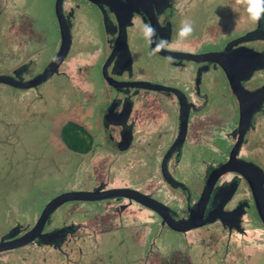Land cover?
Here are the masks:
<instances>
[{
    "label": "flooded vegetation",
    "instance_id": "1",
    "mask_svg": "<svg viewBox=\"0 0 264 264\" xmlns=\"http://www.w3.org/2000/svg\"><path fill=\"white\" fill-rule=\"evenodd\" d=\"M25 4L0 0V128L14 124L5 101L21 117L47 115L82 173L31 223L0 234L21 242L0 252V264H117L120 247L118 264L264 257V21L252 24L236 0H184L183 14L162 0L132 11L124 28L106 4L52 0L43 19ZM59 10L69 33L64 58L50 78L24 87L58 55ZM182 20L195 28L185 43L176 35ZM144 23L169 41L155 56ZM50 83L61 85L55 93L67 94L65 104L47 100ZM65 129L80 150L65 142Z\"/></svg>",
    "mask_w": 264,
    "mask_h": 264
},
{
    "label": "rangeland",
    "instance_id": "2",
    "mask_svg": "<svg viewBox=\"0 0 264 264\" xmlns=\"http://www.w3.org/2000/svg\"><path fill=\"white\" fill-rule=\"evenodd\" d=\"M51 1L26 0L25 8L37 18L43 19ZM84 8L88 9L85 5ZM83 15L90 16L87 13ZM201 18L202 16L197 14L193 21L198 22ZM86 19H91V16ZM134 40L137 42V39ZM47 41H51L50 36L47 37ZM136 42L134 45H138ZM48 48L49 52H52L55 47L53 44H48ZM159 63L162 65V61ZM140 66V63L136 64L138 70ZM55 84L58 88L53 87ZM42 90L47 92L48 101L56 99L59 104L66 103V93H55L62 90L59 83H50ZM3 105L1 110L6 111L9 120L14 121V124L7 130L0 128V234L13 223L22 225L31 223L47 201L67 191V185L69 188L74 185L77 177L82 173L77 171L79 156L62 151L58 147L57 130L50 123L47 115L21 117L17 113L20 110L18 106L10 105L9 101H5ZM56 108L55 104L52 110L55 112ZM6 138L15 139L4 141ZM222 144L225 142H219L217 145ZM190 179L189 184L194 185V177ZM65 210V207H61L52 220L63 216ZM171 241L178 243L176 237L168 242ZM116 249L118 250L113 259L118 264L123 259L120 251L123 253L124 248ZM253 261L254 264H264V257L258 254ZM106 263L109 262L106 260Z\"/></svg>",
    "mask_w": 264,
    "mask_h": 264
},
{
    "label": "water",
    "instance_id": "3",
    "mask_svg": "<svg viewBox=\"0 0 264 264\" xmlns=\"http://www.w3.org/2000/svg\"><path fill=\"white\" fill-rule=\"evenodd\" d=\"M87 1L96 6H99L101 4H106L107 6H109L112 12L123 18L120 19V25L122 26V28H124V23L127 22L132 11H135L138 8H142V9L146 8L150 4L157 5L162 2V0H87ZM57 18H58L60 34H61V47L58 52V55L56 59L52 63H50L37 78H35L31 83L29 82L25 83V85H23L24 87L40 84L45 80H47L48 78H50L54 74V72L57 71V67L59 63L64 58L69 43L68 26L64 21L60 10L57 12ZM1 79L3 78H0V81ZM66 197L67 196H61L53 200L44 211V216L47 215L52 209H54L62 202H64L66 200ZM44 216L40 219V221H38V224L33 228V230L26 235V237L28 235L33 236L34 232L37 230L40 231L42 220H44ZM18 245H21L20 241H15L10 243L0 242V252L5 250H12L16 248Z\"/></svg>",
    "mask_w": 264,
    "mask_h": 264
},
{
    "label": "clouds",
    "instance_id": "4",
    "mask_svg": "<svg viewBox=\"0 0 264 264\" xmlns=\"http://www.w3.org/2000/svg\"><path fill=\"white\" fill-rule=\"evenodd\" d=\"M237 4L243 5L248 14V18L252 24L259 25L264 21V0H236ZM172 6L180 14H183L184 0H172ZM142 37L147 45L150 47V55L164 51L169 46V41L158 35L156 28L149 24L144 23L142 26ZM195 32L193 23L190 20H182L176 33L179 43L189 41ZM172 61V57H167Z\"/></svg>",
    "mask_w": 264,
    "mask_h": 264
},
{
    "label": "trees",
    "instance_id": "5",
    "mask_svg": "<svg viewBox=\"0 0 264 264\" xmlns=\"http://www.w3.org/2000/svg\"><path fill=\"white\" fill-rule=\"evenodd\" d=\"M71 137H73V136L71 135L70 130L69 129H65L63 131V138H64L65 142L68 144L69 147H71V148H73L75 150H80L81 149V145H78Z\"/></svg>",
    "mask_w": 264,
    "mask_h": 264
}]
</instances>
